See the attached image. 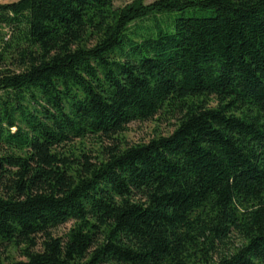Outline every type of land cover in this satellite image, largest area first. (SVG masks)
I'll return each instance as SVG.
<instances>
[{"label":"trees","instance_id":"trees-1","mask_svg":"<svg viewBox=\"0 0 264 264\" xmlns=\"http://www.w3.org/2000/svg\"><path fill=\"white\" fill-rule=\"evenodd\" d=\"M160 113L171 133L123 145ZM90 137L111 143L95 161ZM0 247L264 264V0L0 3Z\"/></svg>","mask_w":264,"mask_h":264},{"label":"rangeland","instance_id":"rangeland-1","mask_svg":"<svg viewBox=\"0 0 264 264\" xmlns=\"http://www.w3.org/2000/svg\"><path fill=\"white\" fill-rule=\"evenodd\" d=\"M10 0H0V3H4ZM130 0H114L115 5H122L129 2ZM149 2L150 0H145ZM1 32H6V29H2ZM214 101L210 102L213 105ZM176 126V118L170 113H160L152 120L148 121H134L128 124L126 130L121 134L120 141L123 145H130L134 143L147 142L153 137L159 135H168ZM104 141L99 143L94 138H85L83 140H76L73 144V149L75 152H84L90 155L92 161L101 158V145H110ZM73 222H68L66 224L60 225L54 230V234L61 236L68 231L72 226ZM25 260L22 255L21 248H4L0 247V264H12V262H17Z\"/></svg>","mask_w":264,"mask_h":264}]
</instances>
